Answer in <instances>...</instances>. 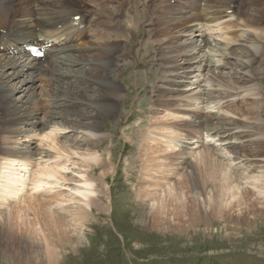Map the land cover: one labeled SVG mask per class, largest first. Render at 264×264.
<instances>
[{"label":"bare ground","instance_id":"bare-ground-1","mask_svg":"<svg viewBox=\"0 0 264 264\" xmlns=\"http://www.w3.org/2000/svg\"><path fill=\"white\" fill-rule=\"evenodd\" d=\"M233 1L204 0L202 7L200 0V5L199 1L195 4L197 14L191 15L183 3L174 6L170 0H152L151 5L149 0H0V31H4L0 42L5 45L52 31L84 33L100 44L86 49L68 46L67 54L57 51L39 66L0 53V131L4 133L0 135V208H8L4 223L0 222V245L30 244L27 249L34 251L22 264H59L64 250L83 245L93 211L101 215L112 208L106 183L108 175H116L112 147L105 150L107 158L100 159L98 154L112 136L103 131L104 123L115 118L118 106L126 101L121 96L120 76L112 67L118 68L129 56L133 59L125 65L145 64L144 54L138 58L135 52L143 29L141 18L153 36L161 37L152 41L156 45L154 65L161 71L160 83L149 99L147 128L136 132L138 147L131 159L134 167L129 176L137 169L140 182L136 224L165 233L201 223L210 226L217 219L230 231L244 224L251 229L263 218L264 176L253 175L264 168L261 100L245 98L239 105L232 102L208 115L180 109L188 80L199 70L206 77L190 97L194 100L211 102L222 95L220 87L225 85L233 88L243 82L237 88L240 93L255 85V63L259 58L264 63V32L255 34L264 23V5L249 0L242 22L253 34L241 30L236 40L230 38L232 47L206 39L200 32L203 22L224 19L225 6ZM89 7L91 13L86 11ZM76 16H81L85 32L72 26ZM112 32L115 40H110ZM189 33L197 38H186ZM118 41L126 43L119 45ZM214 50H223L220 58L232 59L221 66L234 69L227 79L213 60ZM55 118L63 122L52 123ZM193 131L218 137L232 157L224 159L205 149L196 157L192 154L193 162L188 156L192 148L175 138L180 135L193 141ZM65 134L74 137L73 141L66 139L67 147L58 139ZM31 137L40 139L39 143L25 141ZM238 160L248 167L234 171L226 164ZM99 170L100 178L94 179ZM245 184L259 197L253 198L256 194ZM166 185L167 194L161 193ZM37 236L45 244L44 251Z\"/></svg>","mask_w":264,"mask_h":264},{"label":"rangeland","instance_id":"rangeland-1","mask_svg":"<svg viewBox=\"0 0 264 264\" xmlns=\"http://www.w3.org/2000/svg\"><path fill=\"white\" fill-rule=\"evenodd\" d=\"M241 1L243 2L245 0ZM246 1L245 7L248 8V4H250L251 1ZM149 4H152V0H149ZM256 4L263 6L264 0H256ZM238 8L244 10L240 6H238ZM91 10H93L91 7L86 9L89 13H91ZM242 15L243 20L244 13ZM141 21L143 22L141 23L143 29H141L139 33V43L136 45L135 52L139 54L138 58L144 54L145 64L142 63L139 67H129V64H124L125 62H129L133 59L132 56H129L125 58V61L122 60L123 62L119 64L118 68L112 67L113 71L120 76V83H122L121 96L125 97L126 101L125 105L120 104V107L118 106V113L115 118L104 123L103 131L105 133L112 132V136L109 140L104 141L98 154L100 159L107 158L108 155L105 154V150L112 147V163L113 166H115L116 175H108L106 177V183H109V192L107 195H109L112 199V208H110L108 213H103L101 215H98V212L93 211L94 213L86 223V226L88 224V230L85 233L86 238L83 239V245L79 249L72 250L68 248L64 250V252L61 253L62 259L59 264H264V216H262L263 218L255 221L254 226L253 224L251 225V229L246 228L247 225L244 224L236 225L234 228H231L230 231L225 230L224 226L226 223L217 219L211 220L209 222L210 226H207L205 223H201L198 226L190 227L184 231L175 230L173 232L166 231L165 233H158L155 229L143 228L136 224L135 220L140 212L138 211L140 200L137 197L140 182L137 179L139 175L137 169H133L135 172L131 177L129 176L132 168L134 167V163L131 159L136 155L135 152L138 147V139L135 138L138 133L136 134V132L141 130L143 127V130L147 128L148 122H146V120L150 118L148 112L150 108L149 105L152 101L149 99H151V93L157 83H160L157 81L161 71L158 65H154L156 56L153 50H155L156 45H152V41L154 39L159 40L161 37L156 34L153 36L151 29L146 27L144 18H141ZM199 22H201L200 18ZM234 24L239 25H237L239 29L236 30H239L240 32L241 30L246 32L249 31L253 34L252 30L244 27L242 21H236ZM115 29L116 28L114 27V32ZM85 30L86 28L81 32H85ZM119 31V33L122 34L123 28H120ZM239 31H236L235 34H238ZM114 32H112L110 40H115ZM261 32H264V23L261 24L255 34L260 35ZM197 33L198 32H196V34ZM196 34L189 33L186 38L192 39L196 36ZM194 38L196 39L197 37ZM232 38L236 40V36ZM89 39L90 41L86 40L83 45H81V48L86 49L89 46L96 47L100 45L99 41H95L93 37H89ZM148 40L149 43L146 42ZM123 41H118V44L121 45L126 43ZM231 41L234 44L233 39H231ZM225 59V62L232 60L230 58ZM260 59L261 58L256 61L253 71L256 73L255 79L257 78L260 81L256 79L255 85H251L252 89H242L240 93L237 88L244 86L243 82L239 86L233 88H229L226 85V87H220V89H223L221 90L222 95L215 98L217 99L216 101L204 105L208 106L205 113L217 111V107L219 105L218 99L225 100L231 95L237 96L231 97L228 101L241 102V100L245 98H249L251 100L256 99L259 101L261 100V105L264 107V99H262V96L264 97V63ZM152 65H154V67H151ZM199 71H201V75H203V77H206L204 76L205 72L202 70ZM199 71L195 72V74L190 77L188 80L189 86L191 80H193V82L198 81V78L196 77ZM231 72L233 73L234 69L227 68L226 66L223 67V73L221 72L220 75H222L224 79H227L228 74ZM199 84L202 83L200 82ZM189 86L186 88L187 91L189 90ZM257 88H259V90H257ZM229 90L233 92L230 93ZM187 91H185V93ZM195 93L196 91L194 94ZM189 94H191V92H189ZM188 99L191 98L189 97ZM39 101H41V99ZM220 103L223 102L220 101ZM181 107L182 106L180 105V109H182ZM262 112L263 117H259V121L264 124V108ZM41 116L43 117V114H41ZM185 116L183 118H185ZM226 116L234 117L231 113H227ZM55 122L63 121L60 118H55L52 123ZM122 122L123 124H121ZM0 135L4 136V133L0 131ZM70 135L71 134H65L60 136L58 139L64 146L67 147L68 141H66V139L71 138L73 141L74 138L70 137ZM175 138L183 144H186L185 142H190L189 146V143H187V147L192 149L189 151L191 153L188 156L193 162H195L194 157H196L200 151L203 152L205 149H208L215 154H221L225 157L224 159L232 157L231 153H229L230 150H213L207 146L206 148H203L204 145L202 143L200 144L201 148L197 149L194 147L198 145V142H195L193 146L194 142L185 139L183 136L177 135ZM215 138H212L211 141ZM27 140L39 143L38 140L40 139L31 137L30 139H25V141ZM111 142H113V145ZM192 154H194V157ZM226 164L227 166H232L231 168L234 171L237 170L238 167H241L242 170L248 167L243 160H238L234 163L227 162ZM263 171L264 168L258 170V172ZM246 172L247 171H245V174H248V172ZM258 172L253 174L254 177L257 178L264 176V173ZM100 173L101 172L99 170L94 179H99ZM173 180L174 178L172 177L171 181ZM244 181L247 182L246 179H243L241 182ZM244 186L256 194L253 188H250L249 184H245ZM100 189L102 190V188ZM106 189L107 187L104 186L103 190L105 191ZM167 189L168 186L166 185L164 187L165 191H161V193L167 194ZM251 196H253V198L259 197L257 194ZM227 198L228 197H226V199ZM100 199L107 202V199L101 195ZM7 211L8 208L6 206L0 208L1 224L4 223V213ZM30 218H32V215H30ZM37 228L39 229V227ZM28 232L27 236L31 234ZM38 233L39 235H42L41 231ZM36 239V241L40 243V247L43 249L42 251H44L45 244L42 243L39 236H37ZM29 245L30 244L25 246L19 244H9L8 246L7 244H1L0 264H10L11 262L12 264L25 263L29 254L34 251V249L31 248L27 249Z\"/></svg>","mask_w":264,"mask_h":264}]
</instances>
